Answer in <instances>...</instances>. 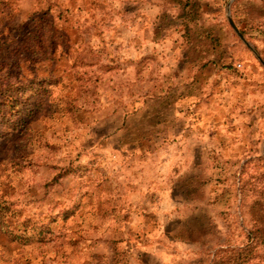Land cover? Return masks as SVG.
<instances>
[{
	"label": "rangeland",
	"instance_id": "1",
	"mask_svg": "<svg viewBox=\"0 0 264 264\" xmlns=\"http://www.w3.org/2000/svg\"><path fill=\"white\" fill-rule=\"evenodd\" d=\"M0 109V264H212L264 200V0H0Z\"/></svg>",
	"mask_w": 264,
	"mask_h": 264
},
{
	"label": "trees",
	"instance_id": "2",
	"mask_svg": "<svg viewBox=\"0 0 264 264\" xmlns=\"http://www.w3.org/2000/svg\"><path fill=\"white\" fill-rule=\"evenodd\" d=\"M190 9H185V6L181 7L180 15L193 19L197 12V5L193 3ZM185 27L187 25L185 24ZM0 114L3 116V112ZM263 178V174L261 175ZM261 197H256L253 201L254 206L259 207V213L253 218V228L250 230L246 236L247 241L242 246V248L237 249L234 253L230 255L226 254L219 258L212 264H249V262L257 257V248L260 246L264 249V200Z\"/></svg>",
	"mask_w": 264,
	"mask_h": 264
},
{
	"label": "water",
	"instance_id": "3",
	"mask_svg": "<svg viewBox=\"0 0 264 264\" xmlns=\"http://www.w3.org/2000/svg\"><path fill=\"white\" fill-rule=\"evenodd\" d=\"M229 3L230 1L227 3V7H226V17L227 20L230 24V26L232 27V29L236 32V34L240 37V39L247 45L249 46V43L247 42V40L245 39L244 35L242 34V32L238 29V27L236 26V24L234 23L232 17L230 16L229 13Z\"/></svg>",
	"mask_w": 264,
	"mask_h": 264
}]
</instances>
